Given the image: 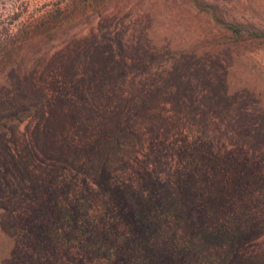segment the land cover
I'll return each mask as SVG.
<instances>
[{
  "label": "trees",
  "instance_id": "1",
  "mask_svg": "<svg viewBox=\"0 0 264 264\" xmlns=\"http://www.w3.org/2000/svg\"><path fill=\"white\" fill-rule=\"evenodd\" d=\"M186 1L216 30L182 45L180 61L264 45V15ZM106 5L54 0L0 29V264H264V71L242 85L239 75H80L50 97L36 90L26 51ZM121 47L119 73L135 66ZM5 85L20 89L8 106ZM29 118L34 172L7 146Z\"/></svg>",
  "mask_w": 264,
  "mask_h": 264
},
{
  "label": "rangeland",
  "instance_id": "2",
  "mask_svg": "<svg viewBox=\"0 0 264 264\" xmlns=\"http://www.w3.org/2000/svg\"><path fill=\"white\" fill-rule=\"evenodd\" d=\"M54 0H0V29L16 30L33 15L47 9ZM107 5L82 19L76 26L62 31L56 38L26 51L36 90L52 96L64 89L73 88L74 77L80 75H239L241 85L264 71V45L241 44L236 49H221L215 55L200 50L180 61L179 49L193 47L199 35L215 31V25L205 13H200L186 0H106ZM229 12L239 15H264V0H219ZM17 13L19 20H13ZM135 57L134 68L119 73L114 67L122 58L123 48ZM151 54L139 49L153 48ZM111 66L103 68L100 59ZM121 57V58H120ZM107 58V59H106ZM30 60V61H29ZM106 65V64H105ZM128 72V73H127ZM241 75V77H240ZM241 78V79H240ZM84 87V86H83ZM20 92L16 86L5 85L3 99L9 105ZM247 103H241L244 106ZM36 120L29 118L16 132L7 136V146L22 158L34 172L39 159L34 153L31 129ZM21 160V159H20ZM26 187L19 185V191ZM0 200V206L2 205ZM4 209H0V214Z\"/></svg>",
  "mask_w": 264,
  "mask_h": 264
}]
</instances>
